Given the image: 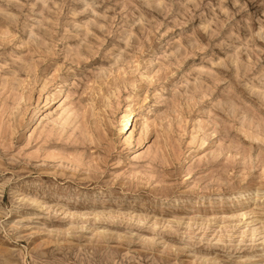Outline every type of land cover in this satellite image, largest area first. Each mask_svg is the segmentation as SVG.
<instances>
[{"label": "rangeland", "instance_id": "obj_1", "mask_svg": "<svg viewBox=\"0 0 264 264\" xmlns=\"http://www.w3.org/2000/svg\"><path fill=\"white\" fill-rule=\"evenodd\" d=\"M0 264H264V0H0Z\"/></svg>", "mask_w": 264, "mask_h": 264}, {"label": "bare ground", "instance_id": "obj_2", "mask_svg": "<svg viewBox=\"0 0 264 264\" xmlns=\"http://www.w3.org/2000/svg\"><path fill=\"white\" fill-rule=\"evenodd\" d=\"M49 103L46 101L45 103V106H47ZM133 123V119H132V111H130L127 116L124 118V120L122 121L121 123V126H120V130H119V133L121 134L120 135V138L123 140L127 135H128V128L129 126H131Z\"/></svg>", "mask_w": 264, "mask_h": 264}]
</instances>
